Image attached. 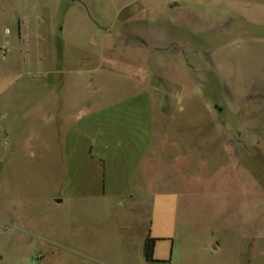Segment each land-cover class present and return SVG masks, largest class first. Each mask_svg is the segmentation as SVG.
I'll use <instances>...</instances> for the list:
<instances>
[{"label":"rangeland","instance_id":"374dc122","mask_svg":"<svg viewBox=\"0 0 264 264\" xmlns=\"http://www.w3.org/2000/svg\"><path fill=\"white\" fill-rule=\"evenodd\" d=\"M11 1L33 5L18 12L30 19L28 37L18 29L13 50L9 40L0 46L1 64L18 66H2L1 94L30 104L14 105L3 121L17 128L28 122L34 135L27 137L31 149L17 151L0 173V212L15 211L18 202L31 225L52 228L60 208L52 200L72 189L63 181L59 147L70 137L57 135V113L49 120L56 128L42 136L46 117L35 99L79 97L86 120L91 97L139 96L143 103L120 106L140 108L138 118L155 129L149 144L161 150V190L176 194L170 201L178 255L264 264V0ZM7 26L14 33L15 25ZM63 54L78 68L67 63L69 70L59 71ZM92 121L101 131L119 123L113 130L122 131L119 121ZM10 229L0 218V264H43L40 241L16 246Z\"/></svg>","mask_w":264,"mask_h":264},{"label":"crops","instance_id":"0c3cea01","mask_svg":"<svg viewBox=\"0 0 264 264\" xmlns=\"http://www.w3.org/2000/svg\"><path fill=\"white\" fill-rule=\"evenodd\" d=\"M32 5L31 1L17 4L11 0H0V46L9 40V46L13 50L12 41L17 38L18 29L22 33L27 30L28 37L30 19L27 15L20 19L18 12L19 8H30ZM58 5L47 3L45 8ZM19 19L22 21L19 22ZM20 23L21 26H18ZM9 24L15 25L14 33L7 26ZM261 46L263 44L259 48ZM26 47L24 65H28L31 59L27 39ZM1 59L3 60L0 51V70L5 67L6 72H13L18 68L17 65L4 61L1 64ZM50 60L49 57L47 61L50 63ZM67 63L74 69L79 65L74 58L67 60L63 54L57 63L58 70L68 71ZM2 89L0 88V150L3 147L5 152L2 155L0 152V173L17 151H24L27 146L31 149L27 137L34 135L32 129H26L28 122L19 129L13 121H3L6 115H12L14 105L30 104V101L27 98L15 100L4 96L1 94ZM142 99L144 100L139 96L103 99L91 97L84 102L89 105L84 108V114L88 116L86 120L81 117L83 102L79 97L42 98L41 101H33V105H37V111L46 117L40 131L42 136L50 134L51 127L56 128L50 125L49 120L57 113V135L70 137L67 143H61L59 147L63 154L61 166L67 172L64 173L63 181L72 189L66 190L59 200H52L60 205L57 209V226L52 228L42 224L31 225L28 213L21 210L18 202L15 211L0 212L1 220L11 223L10 230L15 232L16 246H27L28 242L40 241L41 252L36 254L41 253L43 264H242L236 258L208 254L202 256L193 251L178 255L172 239L177 217L176 214L171 215L170 201L176 194L161 190V150L151 149L149 144L151 136L155 140V129L147 128L146 120L138 118L142 115L140 108L131 113L129 106H120L143 103L139 101ZM98 103L104 106L99 108ZM97 116H104L109 121H119L122 131L118 133L113 130L119 123L109 122L105 131L98 130V124L92 121ZM132 116H136V120ZM7 138L9 143H6ZM44 146L49 147L51 144ZM163 202L168 205L164 212ZM174 207L177 212V205ZM29 232L34 239L25 236ZM148 238L156 240L152 262L145 257ZM210 246L214 252L220 250L213 243ZM204 250L209 252L208 247Z\"/></svg>","mask_w":264,"mask_h":264},{"label":"trees","instance_id":"16d2710c","mask_svg":"<svg viewBox=\"0 0 264 264\" xmlns=\"http://www.w3.org/2000/svg\"><path fill=\"white\" fill-rule=\"evenodd\" d=\"M155 239L148 238L145 244V257L148 261H154L153 259V252L155 246Z\"/></svg>","mask_w":264,"mask_h":264}]
</instances>
